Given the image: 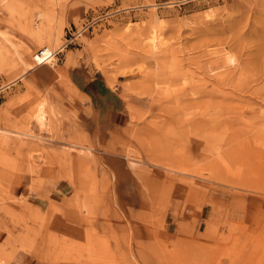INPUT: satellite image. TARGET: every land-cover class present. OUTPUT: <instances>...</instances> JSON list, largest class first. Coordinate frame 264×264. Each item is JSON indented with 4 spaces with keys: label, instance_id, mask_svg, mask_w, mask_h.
<instances>
[{
    "label": "rangeland",
    "instance_id": "rangeland-1",
    "mask_svg": "<svg viewBox=\"0 0 264 264\" xmlns=\"http://www.w3.org/2000/svg\"><path fill=\"white\" fill-rule=\"evenodd\" d=\"M4 22L0 264H264V0H0ZM73 70L134 95L127 125L69 129Z\"/></svg>",
    "mask_w": 264,
    "mask_h": 264
},
{
    "label": "crops",
    "instance_id": "crops-1",
    "mask_svg": "<svg viewBox=\"0 0 264 264\" xmlns=\"http://www.w3.org/2000/svg\"><path fill=\"white\" fill-rule=\"evenodd\" d=\"M4 16L3 13L1 17ZM4 24L5 22L0 23L1 27H4ZM70 79L84 101H79L81 108H76L77 119L66 121L69 123V129L80 128L83 133L93 136L99 130H114L127 125L130 120L133 94H130L127 100L124 90L120 88L117 91L113 90L102 80L86 79L77 70L71 72ZM65 125L63 122V129ZM57 192L61 197L69 198L73 195L74 188L69 182L63 181L59 183Z\"/></svg>",
    "mask_w": 264,
    "mask_h": 264
},
{
    "label": "bare ground",
    "instance_id": "bare-ground-1",
    "mask_svg": "<svg viewBox=\"0 0 264 264\" xmlns=\"http://www.w3.org/2000/svg\"><path fill=\"white\" fill-rule=\"evenodd\" d=\"M154 37H155V36H154ZM155 38H156V37H155ZM155 38H153V40H152V41H154V39H155ZM152 41H151V42H152ZM154 42H155V41H154ZM156 42H157V41H156ZM152 43H153V42H152ZM155 44H156V43H155ZM228 58L231 60V57H228Z\"/></svg>",
    "mask_w": 264,
    "mask_h": 264
}]
</instances>
